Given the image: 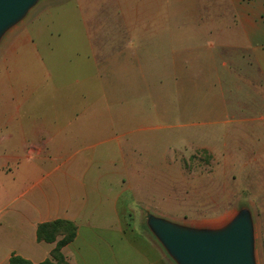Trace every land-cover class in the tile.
<instances>
[{"label":"rangeland","instance_id":"rangeland-1","mask_svg":"<svg viewBox=\"0 0 264 264\" xmlns=\"http://www.w3.org/2000/svg\"><path fill=\"white\" fill-rule=\"evenodd\" d=\"M218 41L180 0H41L0 53L36 45L52 78L37 92L52 95L39 101L43 108L65 109L68 96L84 94L91 137L75 140L73 151L139 176L134 225L151 235V213L217 227L247 207L256 261L264 264V75L245 47L234 48L245 57L233 55ZM214 171L216 194L201 205L196 184Z\"/></svg>","mask_w":264,"mask_h":264},{"label":"crops","instance_id":"crops-1","mask_svg":"<svg viewBox=\"0 0 264 264\" xmlns=\"http://www.w3.org/2000/svg\"><path fill=\"white\" fill-rule=\"evenodd\" d=\"M180 2L198 15V25L213 30L220 50L245 57L246 52L234 51L245 47L264 75V0ZM38 58L31 44L8 45L0 53V264H9L13 255L33 264L49 258L55 243L38 242L36 229L55 220L77 227L75 239L62 248L68 264H174L139 221L134 225L132 214L142 197L132 183L133 171L116 172L106 168L111 161L96 163L92 155L73 151L75 140L91 137L83 129L84 94L68 96L69 105L62 110L39 103L52 97L37 94L52 78ZM122 163L126 165L124 157ZM215 175L201 176L199 182L206 180L203 187L196 184L201 205L216 194L217 188H209Z\"/></svg>","mask_w":264,"mask_h":264},{"label":"water","instance_id":"water-1","mask_svg":"<svg viewBox=\"0 0 264 264\" xmlns=\"http://www.w3.org/2000/svg\"><path fill=\"white\" fill-rule=\"evenodd\" d=\"M41 0H0V44ZM145 226L174 264H257L251 211L217 227L194 228L146 213Z\"/></svg>","mask_w":264,"mask_h":264},{"label":"trees","instance_id":"trees-1","mask_svg":"<svg viewBox=\"0 0 264 264\" xmlns=\"http://www.w3.org/2000/svg\"><path fill=\"white\" fill-rule=\"evenodd\" d=\"M76 225L67 220H55L39 224L36 229V239L38 242L55 243L49 258L37 264H68L62 254V248L70 244L76 237ZM9 264H33L19 256L13 255Z\"/></svg>","mask_w":264,"mask_h":264},{"label":"bare ground","instance_id":"bare-ground-1","mask_svg":"<svg viewBox=\"0 0 264 264\" xmlns=\"http://www.w3.org/2000/svg\"><path fill=\"white\" fill-rule=\"evenodd\" d=\"M213 226V225H212Z\"/></svg>","mask_w":264,"mask_h":264}]
</instances>
